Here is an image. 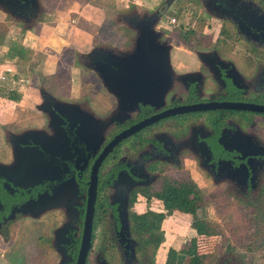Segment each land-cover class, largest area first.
I'll list each match as a JSON object with an SVG mask.
<instances>
[{
	"label": "flooded vegetation",
	"instance_id": "flooded-vegetation-1",
	"mask_svg": "<svg viewBox=\"0 0 264 264\" xmlns=\"http://www.w3.org/2000/svg\"><path fill=\"white\" fill-rule=\"evenodd\" d=\"M174 3L177 32L158 37L171 46L173 72L161 106L125 111L94 150L86 149L85 117L67 109L66 119L48 104L64 101L54 91L3 128L0 163L17 155L32 173H16L14 181L0 174L4 241L21 219L49 220L35 231V248L50 250L41 251L45 264H166L171 248L164 261L155 258L163 222L181 212L177 202L166 207V198L199 197L204 205L218 197L264 211V0H165L159 10ZM58 4L0 0V12L30 29ZM189 9L195 17L185 20L181 13ZM134 39L135 32L130 48ZM100 84L90 93L102 90L93 103L107 105L105 112L79 101L99 120L117 107ZM203 264L234 262L225 256Z\"/></svg>",
	"mask_w": 264,
	"mask_h": 264
},
{
	"label": "rangeland",
	"instance_id": "rangeland-1",
	"mask_svg": "<svg viewBox=\"0 0 264 264\" xmlns=\"http://www.w3.org/2000/svg\"><path fill=\"white\" fill-rule=\"evenodd\" d=\"M86 1L93 6L86 5ZM164 1L59 0L57 6L47 7L35 27L30 29L22 21L0 12V46L23 47L28 58L19 59L14 65L15 71L9 70L4 78L5 83L20 89L21 97L16 103L0 98V151L6 148L3 128L13 127L10 121L15 114L27 113L28 109H23L40 101L39 87L51 94L55 89L61 96L90 97V92H95L93 86L96 84L98 87V83L95 76L82 67L85 62L83 55L99 45L129 48L133 31L123 22L122 15L134 11L141 14L152 12L159 9ZM175 5L162 12L163 18L157 26L160 31L177 32L179 15ZM181 14L185 20L195 17L190 9ZM167 16L176 19H165ZM6 57L10 59L8 55ZM100 92L96 90L94 93L99 99ZM2 152L0 155L3 156ZM261 207L264 209V200ZM253 209L218 197L206 200L198 216L204 217L213 228L210 235L196 234L191 226V214L177 211L176 216H166L163 241L155 258L158 262L164 261L168 248L175 249L180 255L181 247L195 237L198 251L207 256L206 260L213 262L229 256L234 264H264V211ZM46 224L49 220L36 222L29 218L14 223L9 239L4 241L0 237V264H45V255L41 254L45 247L35 248V231L39 233L42 225ZM46 249L49 254L50 250ZM188 259L185 254L182 263L187 264Z\"/></svg>",
	"mask_w": 264,
	"mask_h": 264
},
{
	"label": "water",
	"instance_id": "water-1",
	"mask_svg": "<svg viewBox=\"0 0 264 264\" xmlns=\"http://www.w3.org/2000/svg\"><path fill=\"white\" fill-rule=\"evenodd\" d=\"M161 11L156 9L152 13L143 14L134 11L122 15L126 26L135 32L131 48L122 49L99 45L93 46L83 55L85 62L82 67L95 76L96 82L101 83L106 94L112 95L116 100L117 107L111 115L106 119L93 118L87 110L81 108L79 101L91 100L92 104H89L91 107H95L101 113L106 110L100 109L87 96L48 102V104L58 106L54 112L62 113L66 119L71 120L67 114L63 113L67 109L71 115L76 114L77 119L85 117L87 150H94L100 145L104 131L114 121L121 120L118 117L125 111L137 109L139 103L157 107L163 104L164 96L172 84L173 72L169 58L171 46L158 40L160 30L156 24L161 20ZM39 93L46 99L53 96L43 87H39ZM89 144L94 146L90 147ZM16 173L29 178L32 174L31 167L20 163L17 155L10 164L0 163V174L4 175L7 180L14 181Z\"/></svg>",
	"mask_w": 264,
	"mask_h": 264
},
{
	"label": "trees",
	"instance_id": "trees-1",
	"mask_svg": "<svg viewBox=\"0 0 264 264\" xmlns=\"http://www.w3.org/2000/svg\"><path fill=\"white\" fill-rule=\"evenodd\" d=\"M7 55L10 58L17 56L18 59H28L26 57L24 48L15 45L9 48ZM7 97L10 99L20 98L19 95L17 96L13 93H9ZM175 202H177V209L179 211L191 213L193 217L191 226L193 227L197 235H210L214 232L213 228L204 217H200L194 214L198 208L203 206V201L199 199V197L188 199L184 198L183 196H178L177 201L171 198H166L164 200L165 206L168 208ZM160 241L161 239L158 240L157 245ZM180 252L181 254L179 255L178 251L171 248L167 254L166 264H183L182 260L185 254L189 256L187 264H203V262L207 259V256H203L199 253L195 237L192 238L187 244L183 245L180 249Z\"/></svg>",
	"mask_w": 264,
	"mask_h": 264
},
{
	"label": "crops",
	"instance_id": "crops-1",
	"mask_svg": "<svg viewBox=\"0 0 264 264\" xmlns=\"http://www.w3.org/2000/svg\"><path fill=\"white\" fill-rule=\"evenodd\" d=\"M69 38L71 39V37H69ZM11 46H13V45H11ZM11 46H9L7 48H4V47L0 46V80H2V81H0V95H3L4 94V96H5V94L13 93V94H15L17 96L19 95V97H21V91H20V89L15 88V86L10 85L8 82H6V83L4 82V78H6L7 77V74H9L7 72H9V70L15 71L16 68L14 67V65L17 64V62L19 61V59L17 58V56H14L13 58H10V59H6L7 58L6 55H7L8 51H9V48ZM16 46H18V45H16ZM1 68H3V69H1ZM11 77H13V76H11ZM1 78H3V79H1ZM11 79H13V78H11ZM53 91H54V95L63 97L64 99H66V98H68V99H77V98H80V97L73 98L71 96H68L67 97L66 95H63V96L57 95L56 92H55V89H53ZM4 96L3 97L0 96V98L3 99L4 101H9ZM90 98L93 101L94 100L97 101L96 96L93 95V94L90 96ZM9 102H11V101H9ZM100 107L101 106L99 105V108ZM106 107H107V105H105V107L102 106V109H105Z\"/></svg>",
	"mask_w": 264,
	"mask_h": 264
}]
</instances>
